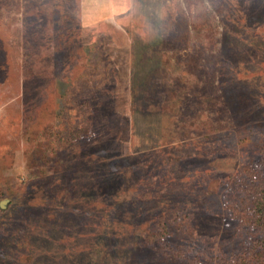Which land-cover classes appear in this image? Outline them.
<instances>
[{
  "label": "rangeland",
  "instance_id": "rangeland-1",
  "mask_svg": "<svg viewBox=\"0 0 264 264\" xmlns=\"http://www.w3.org/2000/svg\"><path fill=\"white\" fill-rule=\"evenodd\" d=\"M0 264H264V0H0Z\"/></svg>",
  "mask_w": 264,
  "mask_h": 264
}]
</instances>
